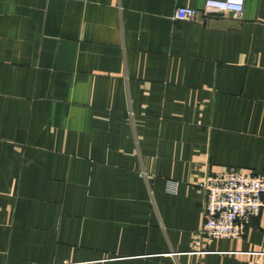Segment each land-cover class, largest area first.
<instances>
[{"label": "crops", "instance_id": "1", "mask_svg": "<svg viewBox=\"0 0 264 264\" xmlns=\"http://www.w3.org/2000/svg\"><path fill=\"white\" fill-rule=\"evenodd\" d=\"M204 1L0 0V264H264L199 186L264 172V0Z\"/></svg>", "mask_w": 264, "mask_h": 264}, {"label": "built area", "instance_id": "2", "mask_svg": "<svg viewBox=\"0 0 264 264\" xmlns=\"http://www.w3.org/2000/svg\"><path fill=\"white\" fill-rule=\"evenodd\" d=\"M243 7V0H205L201 8L176 7L173 18L204 22L222 12H233L237 18H241ZM166 186L174 192L178 182L168 181ZM199 186L205 192L204 221L200 231L203 237L239 238L250 220L264 208V172L250 173L229 168L207 174Z\"/></svg>", "mask_w": 264, "mask_h": 264}]
</instances>
